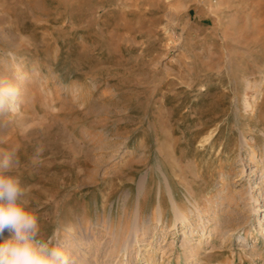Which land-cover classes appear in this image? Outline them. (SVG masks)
<instances>
[{"label": "rangeland", "instance_id": "374dc122", "mask_svg": "<svg viewBox=\"0 0 264 264\" xmlns=\"http://www.w3.org/2000/svg\"><path fill=\"white\" fill-rule=\"evenodd\" d=\"M0 76L71 264H264V0H0Z\"/></svg>", "mask_w": 264, "mask_h": 264}, {"label": "clouds", "instance_id": "9594fccd", "mask_svg": "<svg viewBox=\"0 0 264 264\" xmlns=\"http://www.w3.org/2000/svg\"><path fill=\"white\" fill-rule=\"evenodd\" d=\"M21 97L18 79L0 76V115L11 112ZM42 147H37L39 156ZM19 164L17 149L0 153V234L11 236L0 243V264H71L69 254L52 239H39L38 217L30 209L26 188L11 173Z\"/></svg>", "mask_w": 264, "mask_h": 264}, {"label": "bare ground", "instance_id": "6f19581e", "mask_svg": "<svg viewBox=\"0 0 264 264\" xmlns=\"http://www.w3.org/2000/svg\"><path fill=\"white\" fill-rule=\"evenodd\" d=\"M209 137V136H208ZM209 138H207V140H208ZM206 140V139H205ZM259 203L257 202V203H255V205H258ZM180 219V218H179ZM179 223H182L181 222V219L179 220Z\"/></svg>", "mask_w": 264, "mask_h": 264}]
</instances>
